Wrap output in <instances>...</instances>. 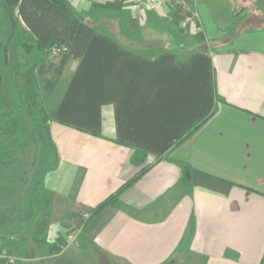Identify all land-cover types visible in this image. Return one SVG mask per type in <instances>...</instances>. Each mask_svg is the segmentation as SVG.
I'll return each mask as SVG.
<instances>
[{"label":"crops","instance_id":"0c3cea01","mask_svg":"<svg viewBox=\"0 0 264 264\" xmlns=\"http://www.w3.org/2000/svg\"><path fill=\"white\" fill-rule=\"evenodd\" d=\"M67 1L95 30L54 88L44 216L0 212L9 264H264V33L218 25L264 0Z\"/></svg>","mask_w":264,"mask_h":264},{"label":"rangeland","instance_id":"374dc122","mask_svg":"<svg viewBox=\"0 0 264 264\" xmlns=\"http://www.w3.org/2000/svg\"><path fill=\"white\" fill-rule=\"evenodd\" d=\"M246 14L244 10L240 17ZM202 19L212 25V19ZM259 22L218 25L219 29L239 26L243 32L264 33V23ZM56 60L52 49L37 48L17 9L0 0V212L17 215L10 222L19 228L32 221L33 213H45L41 176L54 159L50 126L55 88L48 91L46 80L53 79L50 65ZM8 217L0 219L2 226H10Z\"/></svg>","mask_w":264,"mask_h":264},{"label":"trees","instance_id":"16d2710c","mask_svg":"<svg viewBox=\"0 0 264 264\" xmlns=\"http://www.w3.org/2000/svg\"><path fill=\"white\" fill-rule=\"evenodd\" d=\"M5 2L11 9H17L20 20L35 39L37 48L54 51L57 60L50 65L53 79L46 80L47 90L51 91L66 64L71 60L79 59L84 54L95 26L75 13L67 0H5ZM234 35L235 32H230L228 36ZM198 126L190 130L186 137ZM144 170L135 174L114 193L93 207L89 216L97 214L108 204H115L120 192L132 184Z\"/></svg>","mask_w":264,"mask_h":264},{"label":"built area","instance_id":"2783aa9c","mask_svg":"<svg viewBox=\"0 0 264 264\" xmlns=\"http://www.w3.org/2000/svg\"><path fill=\"white\" fill-rule=\"evenodd\" d=\"M171 0H135L136 5L146 4L147 6L154 8L156 6L162 5L164 3H168ZM192 16H197V12L195 10L192 11ZM74 235L70 234L68 236L69 241L74 240ZM13 261L12 256L9 254L7 250H0V264H9Z\"/></svg>","mask_w":264,"mask_h":264}]
</instances>
